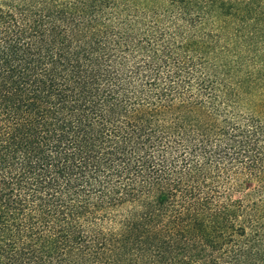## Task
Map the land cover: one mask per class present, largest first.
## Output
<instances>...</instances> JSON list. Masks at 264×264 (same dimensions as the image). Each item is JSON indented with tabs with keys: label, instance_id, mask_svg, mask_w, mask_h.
I'll return each instance as SVG.
<instances>
[{
	"label": "trees",
	"instance_id": "16d2710c",
	"mask_svg": "<svg viewBox=\"0 0 264 264\" xmlns=\"http://www.w3.org/2000/svg\"><path fill=\"white\" fill-rule=\"evenodd\" d=\"M0 264H264V0H0Z\"/></svg>",
	"mask_w": 264,
	"mask_h": 264
},
{
	"label": "rangeland",
	"instance_id": "374dc122",
	"mask_svg": "<svg viewBox=\"0 0 264 264\" xmlns=\"http://www.w3.org/2000/svg\"><path fill=\"white\" fill-rule=\"evenodd\" d=\"M255 185H253V187H254ZM250 192V191H249ZM248 194V192L247 191H241V192H239V193H236L235 194V198H245V196Z\"/></svg>",
	"mask_w": 264,
	"mask_h": 264
}]
</instances>
